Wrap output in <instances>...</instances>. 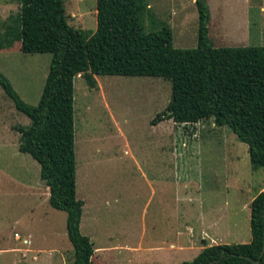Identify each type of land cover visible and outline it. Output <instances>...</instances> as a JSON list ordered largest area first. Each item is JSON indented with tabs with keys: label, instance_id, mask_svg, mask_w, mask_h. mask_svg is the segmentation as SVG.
<instances>
[{
	"label": "rangeland",
	"instance_id": "374dc122",
	"mask_svg": "<svg viewBox=\"0 0 264 264\" xmlns=\"http://www.w3.org/2000/svg\"><path fill=\"white\" fill-rule=\"evenodd\" d=\"M146 1L151 13L144 22L146 32L167 25L174 48L197 47L196 0ZM205 1L214 47L264 46V0ZM64 8L71 27L95 31L96 0H64ZM20 40V3L0 0V72L25 103L36 106L52 55L23 53ZM95 78V88L81 76L74 80L76 197L84 202L81 233L95 248L109 237L132 244L141 235L145 246L154 235L176 239L182 228L201 246L200 216L216 204L224 214L228 242H247L250 199L264 183V171L251 169L247 146L212 120L153 124L171 99V85L162 78ZM26 126L30 120L0 87V264H70L66 213L49 205L40 166L19 151L21 135L15 129ZM232 145L238 146L235 162L226 151ZM217 187L222 192L216 200L211 194L203 197ZM194 252L192 248L183 260L191 261ZM126 254L120 256L129 260L126 264L135 262ZM153 258L142 254L137 263ZM103 259L100 252L93 264Z\"/></svg>",
	"mask_w": 264,
	"mask_h": 264
},
{
	"label": "trees",
	"instance_id": "16d2710c",
	"mask_svg": "<svg viewBox=\"0 0 264 264\" xmlns=\"http://www.w3.org/2000/svg\"><path fill=\"white\" fill-rule=\"evenodd\" d=\"M18 1L20 50L52 57L36 106L25 103L1 72L0 87L30 120L29 127L15 129L21 135L19 151L40 166L49 205L66 213L73 248L70 264H92L94 255L92 242L80 231L84 202L76 197L74 80L78 76L89 88L96 87L95 76L101 75L168 81L170 102L153 124L166 119L179 125L212 120L217 127L230 128L247 146L253 170L264 171V46L214 47L205 0L195 1L197 47L192 49L174 48L167 25L144 30V22L151 18L146 0H96L93 32L68 24L64 0ZM263 225L264 191L250 204L248 243L205 246L202 241L199 254L181 264H264Z\"/></svg>",
	"mask_w": 264,
	"mask_h": 264
},
{
	"label": "crops",
	"instance_id": "0c3cea01",
	"mask_svg": "<svg viewBox=\"0 0 264 264\" xmlns=\"http://www.w3.org/2000/svg\"><path fill=\"white\" fill-rule=\"evenodd\" d=\"M261 10H263V7H261ZM226 151L232 155L233 157L232 159H234V162L238 160V155H237L238 146L232 145L231 147L227 148ZM262 191H264V183L259 188L257 194H259ZM221 192L222 191L219 190L217 187L213 190L211 189L209 191H206L203 197H206L208 194H211L210 196L214 200H216L219 197L218 193H221ZM255 196H253L250 199V204ZM200 217H201L200 232L198 235L200 242L205 241L206 243L205 246L232 244V243H229L225 237L226 226H224V221H223L224 214L222 210L217 207L216 204H214L210 210H207L206 212H204L203 215ZM170 220L171 219H168L167 222L169 223ZM249 221H250V218H249ZM187 229H189L188 231L191 232V228L189 227V225L187 226ZM183 230L184 229L182 228L178 229V232L176 233V236H175L176 239L174 238L169 239L168 237L166 238L163 237L161 240H159L158 237L154 235L152 237V241L150 242V244L145 245V246L143 242L144 241L143 235H141L140 238H138V240L133 242L132 244L128 242H124V241L123 242H119V241L113 242L112 238L109 237L107 241L103 242V245L101 246V248L100 247L95 248V246L93 245L94 255L92 257V264H93V260L95 256L100 252L103 253V256H105L106 258L105 260L103 259V262L101 264L129 263V260L125 261V258H120L121 255L122 257L126 256L127 255L126 253L132 254V256L136 259L135 262L131 261V264H138L137 260L141 258L142 254H145V255L153 254L154 258L147 264H157V263L159 264H181L185 262V260H183V257L186 254H190V251L192 250V248L195 249V252L193 254L195 255L194 257H196L203 248L202 245L201 246L194 245L195 242L192 240V237H187ZM247 239L248 241L244 243H248L250 241L251 239L250 232H249ZM235 244H238V243H235ZM192 245L197 246V247H192ZM29 251L31 252L33 250H29ZM35 259L36 257L33 256L32 261L36 262L37 260ZM145 262L142 264H145Z\"/></svg>",
	"mask_w": 264,
	"mask_h": 264
},
{
	"label": "water",
	"instance_id": "95a60500",
	"mask_svg": "<svg viewBox=\"0 0 264 264\" xmlns=\"http://www.w3.org/2000/svg\"><path fill=\"white\" fill-rule=\"evenodd\" d=\"M263 234H264V225H263ZM264 254V241H263V248H262V251H261V254H260V257ZM258 262V261H257ZM217 261L213 262V263H210V264H216Z\"/></svg>",
	"mask_w": 264,
	"mask_h": 264
},
{
	"label": "built area",
	"instance_id": "2783aa9c",
	"mask_svg": "<svg viewBox=\"0 0 264 264\" xmlns=\"http://www.w3.org/2000/svg\"><path fill=\"white\" fill-rule=\"evenodd\" d=\"M15 236H17L18 238H19V236L16 234ZM25 243H27V244H29V242L28 241H25Z\"/></svg>",
	"mask_w": 264,
	"mask_h": 264
}]
</instances>
